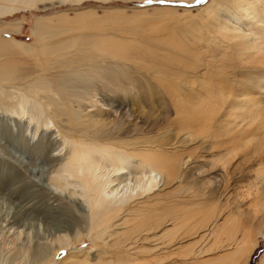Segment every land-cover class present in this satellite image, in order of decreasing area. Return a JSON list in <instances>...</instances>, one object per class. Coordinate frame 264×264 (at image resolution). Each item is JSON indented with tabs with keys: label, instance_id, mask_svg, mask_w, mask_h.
Instances as JSON below:
<instances>
[{
	"label": "rangeland",
	"instance_id": "1",
	"mask_svg": "<svg viewBox=\"0 0 264 264\" xmlns=\"http://www.w3.org/2000/svg\"><path fill=\"white\" fill-rule=\"evenodd\" d=\"M206 2L40 0L12 17H0V27L8 23H21L20 32L16 33L12 28L0 36L35 43L32 31L36 22H41L49 28L67 30L56 39L82 34L96 40H99L98 37L103 41L108 40L110 44L121 46L120 50H124V47L147 49L163 52L164 55H167L164 51L174 52L160 44L140 39L129 30L144 29L147 30L146 35L161 36L167 45L176 44L177 52L181 48L184 53H192V60L188 62H196L197 68L195 71H185L191 76L204 71L206 67H209L207 73L214 72L212 76H203L205 80L199 82L186 73L181 80L186 78L188 83H179L174 89L175 94L185 95L193 90L196 93L201 91L200 85H209V81L219 84L222 76L229 75L234 80L231 73L236 68L235 64L221 63L214 45L202 41L210 36L206 30L212 19V15H206ZM113 20L117 21V26L109 23ZM153 28L154 31L151 30ZM121 63L129 67L126 71L128 79L120 82L107 80L104 84L95 82L81 105L85 120L101 121L113 134L126 138H152L155 143L170 147V151L180 160H187L186 164L170 187L142 198L137 197L138 200L136 198L134 203L130 202L124 207V226L118 237L113 235L107 238L105 235L98 242L95 236L89 238L83 230L81 216L85 213V207L82 200L71 196L69 191H54L50 186L53 160L65 153V148L56 140V134L51 130L39 129L35 135V124L28 123L27 118L14 119L0 110V264H10L8 261H11L16 245H23L25 249L37 244L48 248L59 234H68L73 240L76 231L79 237L72 242L78 249L85 250L83 253L91 264H96L98 260L113 262L122 259H125L124 264L128 260L135 263L136 258L140 263L135 264H175L181 263L180 260L183 264L189 259L196 264H206L218 256L230 254L239 245L242 236L256 237L264 227V163L258 165V158L264 154V133L255 132L254 126L238 132L229 125L220 134L221 124L212 119L209 121L211 124L206 121L210 124L208 127L204 123L206 128H202L203 123L193 126L185 124L189 127L180 128L173 112L169 107H164L165 99L158 101L159 96L165 95L151 76L129 62ZM244 79L238 78L236 83L252 81L264 87V71L256 77L250 76L248 81ZM258 91L248 97L256 105L257 109L254 110L259 109L264 113V98L261 97L264 93ZM235 103L236 100L232 98L228 100V106L233 107L231 114L234 117L242 118L253 106L250 107L249 101L244 102L243 107H237L241 103ZM212 108L219 111L217 104ZM215 113L212 110L209 114ZM187 116L188 113H185L184 117ZM214 118L218 119L216 114ZM220 122L233 123L229 119ZM227 132H230L228 136L225 134ZM257 189L259 195L256 194ZM136 202H140L141 206ZM130 204L137 205L138 210L135 211L137 206L134 208ZM71 219L78 224H70L73 222ZM10 231L18 235V242L14 239L16 235ZM165 232H168L167 236ZM9 240L11 245H8ZM258 240L249 264H257L264 253V240ZM69 254L68 250L59 251L57 257L48 263L58 264ZM101 262L97 264H103Z\"/></svg>",
	"mask_w": 264,
	"mask_h": 264
},
{
	"label": "bare ground",
	"instance_id": "2",
	"mask_svg": "<svg viewBox=\"0 0 264 264\" xmlns=\"http://www.w3.org/2000/svg\"><path fill=\"white\" fill-rule=\"evenodd\" d=\"M37 1L40 0H0V17H12ZM206 4V15H212V19L209 25L205 24L208 26L206 32L210 33V36L204 37L202 41L214 45L215 54L220 55L221 63L223 61L226 64H235L236 68L232 69L231 73L234 80L232 81L229 75L222 76L219 84L215 85L209 81V85H200L201 91L196 93L193 90L185 95L175 94L174 89L179 83L187 84L186 78L184 81L181 79L189 71L196 70L197 63L195 61L189 63L192 60V53H184V49L181 48H178L180 50L177 52L176 44L167 45L163 43L161 36L146 35L147 30L144 29L129 30L140 39L160 44L174 52L164 51L167 54L164 55L163 52L147 49L124 47V50H120L121 46L110 44L108 40L103 41L100 37L96 40L90 36H81L82 34L56 39L67 30L49 28L41 22H36L32 31L35 43L29 44L0 36V110L14 119L27 118L28 123L35 124V135L39 129L51 130L56 134L58 138L56 140L65 148V153L53 160L50 186L54 191H69L71 196L82 200L85 215L81 216V222L89 238L95 236L94 239H98L99 242L105 235L107 238L113 235L118 237L117 234L121 233L124 226V207L130 202L134 203L137 197H144L159 189L165 190L170 187L175 176L187 162L173 154L170 147L157 144L152 138L153 142L145 137L126 138L113 134L114 132L101 121L85 120L81 105L95 82L104 84L107 80L120 82L122 79H128L126 71L129 67L121 62H129L134 68L144 69L151 76L154 84L158 85L165 95L159 96L158 101L162 102V99H165L164 107L167 109L169 107L173 112L177 119L175 122L180 128L200 123L201 125L203 123V128L204 123H210L212 119L215 123L218 121L221 124L220 134L230 126L238 132L254 126L255 132L264 133V113L259 109L254 110L257 109L256 105L248 97L259 93L258 90L264 93V87L248 81L250 76L256 77L264 71V0H207ZM109 23L118 25L116 20ZM198 26L200 28V25ZM12 28L16 33L20 32L21 23L1 26L0 35L6 34ZM151 30L154 31L155 28ZM116 61L118 63H115ZM206 68L188 76L197 82L205 80L206 75L212 76L214 73H207L209 67ZM186 70L188 72H185ZM238 78H245L248 83L238 84L236 83ZM261 97L264 98V95ZM231 98L236 100V103H241L237 107H243L242 104L249 101L250 107L253 105L250 112L245 113L242 118L234 117L231 114L233 107L228 106V100ZM239 98L242 100H238ZM158 101L154 98L155 103ZM216 104L219 111L212 108ZM212 110L217 112L215 114L218 119L214 118L215 114H209ZM185 113H188L186 118ZM228 119L233 123L220 122ZM208 123L206 127L211 124ZM225 134L228 136L230 132ZM258 159V165H262L264 154ZM12 177L14 178L13 174ZM259 190L261 191V188ZM259 190H256L257 195L260 194ZM262 190L264 192V189ZM136 204L140 205V202ZM137 210L138 206L135 208V211ZM67 213L70 215V211ZM71 220L73 222L68 223L75 226L78 224L76 220ZM175 227L177 229V225ZM14 234L16 236L12 238L18 242V235ZM71 237L68 234H59L48 248L37 244L25 249L23 245L17 247L15 243L17 249L14 248L12 259L8 262L49 264V261L52 262L57 257L59 251L68 250L70 254L64 256L58 264H91L83 253L85 250L78 249L72 242L79 237L78 231L74 233L73 240ZM258 239L264 240V227L258 231L256 237L247 234L242 236L233 252L223 254L209 264H249L250 255L256 249ZM124 260L98 261L103 264H124ZM98 261L95 263H99ZM137 262L140 263L138 258L135 263ZM135 263L133 260L126 262ZM257 264H264V253Z\"/></svg>",
	"mask_w": 264,
	"mask_h": 264
},
{
	"label": "crops",
	"instance_id": "3",
	"mask_svg": "<svg viewBox=\"0 0 264 264\" xmlns=\"http://www.w3.org/2000/svg\"><path fill=\"white\" fill-rule=\"evenodd\" d=\"M219 257V256H218ZM215 259V258H214ZM214 259H212L211 260V262L212 261H214ZM217 259V258H216ZM184 260V259H183ZM192 259H189V260H187V263H185V264H196V263H193V261H191ZM180 262L181 263H178V262H176L175 264H182V261L180 260ZM184 262V261H183ZM210 262H208V264H209ZM184 264V263H183ZM200 264V263H199ZM207 264V263H206Z\"/></svg>",
	"mask_w": 264,
	"mask_h": 264
}]
</instances>
